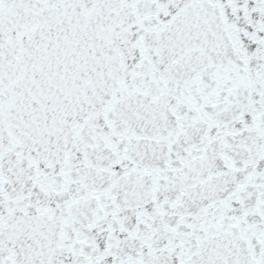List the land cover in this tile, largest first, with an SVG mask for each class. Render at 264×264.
<instances>
[{"label": "snow or ice", "instance_id": "snow-or-ice-1", "mask_svg": "<svg viewBox=\"0 0 264 264\" xmlns=\"http://www.w3.org/2000/svg\"><path fill=\"white\" fill-rule=\"evenodd\" d=\"M0 264H264V0H0Z\"/></svg>", "mask_w": 264, "mask_h": 264}]
</instances>
